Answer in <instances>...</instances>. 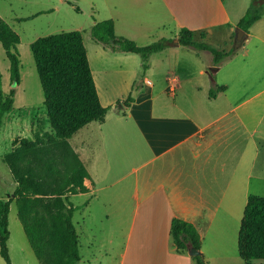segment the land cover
I'll use <instances>...</instances> for the list:
<instances>
[{"label": "crops", "instance_id": "obj_1", "mask_svg": "<svg viewBox=\"0 0 264 264\" xmlns=\"http://www.w3.org/2000/svg\"><path fill=\"white\" fill-rule=\"evenodd\" d=\"M251 2L88 1L92 26L113 19L117 34L140 45L161 38L176 45L152 54L145 67L141 54L113 50L90 33L88 44L84 35L109 111L104 121H92L70 137L90 174L88 191L76 196L92 194L107 203L109 226L99 252H81L77 264H196L174 244L175 217L195 224L208 264H247L239 251L242 219L250 195H264V15L242 41L236 39L234 46L242 43L237 53L219 65L211 51L181 44L179 33L188 27L197 39L227 49ZM22 69L21 61V81ZM217 85L226 88L210 96ZM135 87V100L124 107ZM7 118L0 128L4 165L15 139L28 132L17 127L20 122L8 130ZM7 167L0 164V179L15 189ZM11 221L12 209L10 230Z\"/></svg>", "mask_w": 264, "mask_h": 264}, {"label": "trees", "instance_id": "obj_2", "mask_svg": "<svg viewBox=\"0 0 264 264\" xmlns=\"http://www.w3.org/2000/svg\"><path fill=\"white\" fill-rule=\"evenodd\" d=\"M264 15V0H252L246 14L239 22V27L249 28ZM92 36L113 50L139 53L146 60L154 53L176 45L173 39L161 38L147 45H140L136 40L119 35L113 19L96 22L91 28ZM206 35L205 32L202 33ZM0 41L10 60L12 83H21V53L18 44L20 34L0 15ZM179 42L198 51L209 50L214 54V64L219 65L237 53L241 42L229 51H223L196 38V32L183 27L179 33ZM37 70L44 90V105L47 108L55 135L45 132L50 145H43L44 153L40 167L25 163L22 149L7 153L4 157L9 163L14 179L18 182V215L28 240L42 264H77L81 260L80 236L74 221V213L79 208L70 200V194L87 192L85 179L89 171L80 155L70 143V137L80 128L92 121H104L109 107L101 102L94 79L88 50L84 41V32L80 29L62 31L41 36L31 43ZM225 85L211 88L210 96L215 97ZM122 102L129 107L135 100L134 88ZM16 91L0 93V128L7 112L14 108ZM39 141L44 137L37 133ZM23 148L33 149L36 142L26 138L21 140ZM9 155V156H8ZM10 156H12V158ZM28 161V160H27ZM24 164V165H23ZM25 164L27 167H25ZM22 167V168H21ZM43 169V172L40 170ZM60 175L64 179L55 198L34 197L38 193L37 177L48 180L49 175ZM66 197H63L65 193ZM12 198L0 197V253L7 264H13L9 239L10 211ZM171 233L177 250L189 252V244L201 250L202 238L195 224L175 217ZM239 251L247 264L255 260H264V195H250L239 232ZM196 264H208L204 253L193 256Z\"/></svg>", "mask_w": 264, "mask_h": 264}, {"label": "rangeland", "instance_id": "obj_3", "mask_svg": "<svg viewBox=\"0 0 264 264\" xmlns=\"http://www.w3.org/2000/svg\"><path fill=\"white\" fill-rule=\"evenodd\" d=\"M88 1L89 0H0V15L5 18L21 36V42L18 44V50L21 53V61L23 64V79L20 87H18L15 82L12 83L10 70L8 68L10 66V60L6 55L3 43L0 41V93L6 92L8 94L12 88H18V94L15 97L14 104L15 111L14 113L7 112V129L9 130L14 126L13 124L20 122L21 126L17 127L21 130L26 129L28 131L27 133H21L20 136L15 139V148L10 151L13 153L21 148V157L22 159H26L25 163L31 161L32 164L40 167L41 157L50 150V148H42L43 145H50L49 138L45 135V132L55 135L47 108L44 105V90L37 70L35 57L31 49V43L41 36L76 29L82 30L87 39L88 34H91L92 28V19L88 12ZM199 40H201V38H199ZM235 41L236 34L230 41L231 46H227V49H219L228 51V49L234 46ZM87 42L89 44L90 39H87ZM160 60L159 55L157 57L158 63H160ZM9 84H12V87L9 88ZM7 129L6 131L8 132ZM37 133H39L40 137H44V142L39 141ZM24 138L36 142V146H34L33 149L26 150L21 143V140ZM10 158H12V156H10ZM6 163L7 165H4L3 160L0 158V164H2L5 170H8L7 166L10 167V165L8 162ZM25 167H27L26 164ZM40 172H43V169L40 170ZM3 181L4 180L0 179V197L4 199L12 198V235L9 247L13 264H42L33 250L23 224L19 219L18 204L16 201L17 196L15 195L18 182L15 180L17 182V187L14 189L12 185L7 186ZM36 181L39 189L37 191L38 193L32 192L31 195L50 199L55 198L59 194V191L55 190L60 188L64 179L63 177L61 178L60 175L54 174L49 175L48 180L37 177ZM260 191L264 193V188ZM76 194L78 193L70 194V200L73 199L72 201L80 206V209L74 213V221L79 230L78 232L82 244L81 252L86 255L94 249L95 253H98L102 248V244L107 240L106 235L109 226V218L107 217V214H109V212H107L108 205L105 202H99L94 199L92 194L79 196H76ZM67 195L68 193L66 192L63 197ZM87 201H89V204H86ZM86 242H90V248H88V245H84ZM0 264H7L1 256V253Z\"/></svg>", "mask_w": 264, "mask_h": 264}, {"label": "water", "instance_id": "obj_4", "mask_svg": "<svg viewBox=\"0 0 264 264\" xmlns=\"http://www.w3.org/2000/svg\"><path fill=\"white\" fill-rule=\"evenodd\" d=\"M244 34H245V30L241 27H238L236 30L237 41H242L244 38ZM214 67L217 68V66H214ZM189 252L191 255L195 256V255H199L201 253V250H199L197 247L189 244Z\"/></svg>", "mask_w": 264, "mask_h": 264}, {"label": "built area", "instance_id": "obj_5", "mask_svg": "<svg viewBox=\"0 0 264 264\" xmlns=\"http://www.w3.org/2000/svg\"><path fill=\"white\" fill-rule=\"evenodd\" d=\"M148 82H151V81H148ZM175 89L174 88H172V91H174Z\"/></svg>", "mask_w": 264, "mask_h": 264}]
</instances>
